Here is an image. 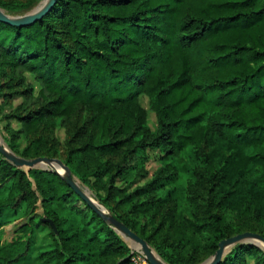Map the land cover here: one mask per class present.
I'll use <instances>...</instances> for the list:
<instances>
[{"label":"trees","instance_id":"16d2710c","mask_svg":"<svg viewBox=\"0 0 264 264\" xmlns=\"http://www.w3.org/2000/svg\"><path fill=\"white\" fill-rule=\"evenodd\" d=\"M2 95L22 98L6 115L20 127L1 125L9 147L62 158L168 264H200L245 231L264 236V0H57L33 24L0 21ZM148 150L161 165L142 183ZM43 228L40 249L32 237ZM37 251L49 264H138L62 175L0 152V264ZM218 264H264V249L239 243Z\"/></svg>","mask_w":264,"mask_h":264},{"label":"water","instance_id":"95a60500","mask_svg":"<svg viewBox=\"0 0 264 264\" xmlns=\"http://www.w3.org/2000/svg\"><path fill=\"white\" fill-rule=\"evenodd\" d=\"M57 0H41L35 7L24 14L12 15L0 6V21L11 25L23 26L30 25L43 18ZM0 152L4 154L5 158L14 163L19 168L29 170L32 168H42L48 170H55L64 177V180L76 191L87 204L97 212L105 221L110 223L114 229L122 236L124 240L131 239L138 244L146 258L151 264H168L159 254L157 259L153 254V249L147 240L139 236L136 232L131 230L126 224L119 221L116 217L107 212L106 208L101 205L93 195L88 194V188L83 187L80 182L73 175L71 168L60 158L54 157H37L33 159L24 158L17 155L4 142H0ZM48 166V167H47ZM59 167L64 170L61 172ZM90 191V190H89ZM97 201L98 204L95 202ZM54 226L53 222L49 220ZM254 243L258 246L259 242L264 243V236L257 232L245 231L234 236L225 238L219 242V247L216 252L200 264H218L221 262L227 252L231 250L238 243Z\"/></svg>","mask_w":264,"mask_h":264},{"label":"rangeland","instance_id":"374dc122","mask_svg":"<svg viewBox=\"0 0 264 264\" xmlns=\"http://www.w3.org/2000/svg\"><path fill=\"white\" fill-rule=\"evenodd\" d=\"M38 3H36L35 5H33L31 8H29L26 11H22V12H10V11H7V12H9L12 15L24 14V13L30 11ZM28 81L31 82V83H33V85H34V92L36 94L38 92V90L40 89L39 83H37L34 80V77L31 74H28ZM21 101H22V98H20V97L9 98L6 101V100H4V96L3 95L0 96V117H1V121H0V136L3 139V142L7 146H9V145H8V143L5 141V139L3 137V130L1 128V125H6L9 122L10 125H12L14 128H19L20 127V124L17 122L16 119H14V118L7 119L6 118V115L10 114L13 111V108H15L18 104H20ZM141 103H142V105L144 107L149 108L148 104H146L143 101V99H141ZM148 124L153 129L157 127V119H156V116H155L154 113H150V111H148ZM55 137L57 138V140L63 146H65V142H66V139H67V131H66V129L65 128H60V127L57 128L56 131H55ZM19 142H20L21 147L25 144V141L23 139L20 140ZM12 151L15 152L14 150H12ZM160 156H161V153H160L159 150H148V159H147V162H146L145 166H146V168L149 171V175L146 176L143 180H141L142 183L146 179L151 178V176L154 174V172L156 171V169L161 165ZM56 158H58V157H56ZM60 159H62V158H60ZM75 177H76V179L80 182V184L83 187H86V188H88L90 190V188L86 184H84L77 176H75ZM90 192L93 195V197L99 202V200L95 197V195L93 194V192L91 190H90ZM101 205H103V204H101ZM106 210H107V212H109V210L107 208H106ZM37 212L42 215L43 214V209L40 207V208L37 209ZM24 219H26V218H23V219H20V220H16L14 223H11V224H8V225L4 226V234H3V240L4 241H7V240L10 241L13 237L16 236L17 225L20 224L21 221L24 220ZM32 238H35L33 240L34 241L36 240V242H38L37 245H38V247L40 249L47 248L49 246V243H50L49 230H48V228H46V229H44V228L43 229H37V231L35 232V235ZM125 241L128 243L129 247L131 248L132 253L134 254V259L136 260V262L138 264H151L148 261V259L146 258L145 254H144V252L142 251L141 248L134 247L132 245V243H131V240L126 239ZM150 246H151L152 249L155 250V248L151 244H150ZM260 247L264 249V247H262V246H260ZM39 252L40 251L33 252L32 253V257L30 258L31 260L27 261L26 263L27 264H49V263H42L41 261H38L37 254Z\"/></svg>","mask_w":264,"mask_h":264},{"label":"bare ground","instance_id":"6f19581e","mask_svg":"<svg viewBox=\"0 0 264 264\" xmlns=\"http://www.w3.org/2000/svg\"><path fill=\"white\" fill-rule=\"evenodd\" d=\"M0 142H3V139L1 138V136H0ZM59 170L61 171V172H64V170L62 169V168H60L59 167ZM88 192V194H90V195H92L91 194V192L88 190L87 191ZM97 204H98V202L97 201H95ZM128 240H131V239H129V238H127ZM131 243H132V245L134 246V247H138V244L137 243H134L132 240H131ZM259 245H261L262 247H264V243H262V242H259ZM153 254H154V256L157 258V259H159L160 261H161V259L159 258V256H158V253L153 249Z\"/></svg>","mask_w":264,"mask_h":264},{"label":"crops","instance_id":"0c3cea01","mask_svg":"<svg viewBox=\"0 0 264 264\" xmlns=\"http://www.w3.org/2000/svg\"><path fill=\"white\" fill-rule=\"evenodd\" d=\"M21 219H23V218H21ZM18 220H20V219H18ZM14 222H15V221H14ZM14 222H13V223H14ZM10 224H11V223H10ZM8 241H9V240H8Z\"/></svg>","mask_w":264,"mask_h":264}]
</instances>
